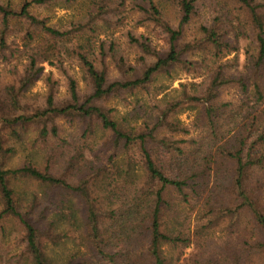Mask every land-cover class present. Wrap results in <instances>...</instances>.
Listing matches in <instances>:
<instances>
[{
  "label": "trees",
  "instance_id": "trees-1",
  "mask_svg": "<svg viewBox=\"0 0 264 264\" xmlns=\"http://www.w3.org/2000/svg\"><path fill=\"white\" fill-rule=\"evenodd\" d=\"M58 1L60 0H29L19 10H15L9 0H0V59H8L7 51L11 57L14 56L15 52L8 50L7 37L16 22L24 21L34 27L40 32L41 40L38 46L26 52L28 65L20 79V88L17 90L15 86H10L5 89L10 101L0 103L1 125L4 129L13 128L18 124H43L41 136L45 139L50 136L46 125L54 123L57 118L95 121L108 137L106 143L112 146L115 152L121 153V160L114 163L116 169L126 167L125 175H122L133 179L137 171L132 165L137 159L136 163L142 165L149 185H145L146 189L140 187L135 190L130 202L123 207L125 216L113 217L114 223L124 220V226L120 228L118 224H113L112 234L105 237L101 227V210L87 198L88 193L84 188H73L65 179L58 178L48 171L41 172L31 165L16 171L5 169L6 158L11 150L5 148L0 131V193L5 205L0 217L13 215L21 220L26 230L27 252L31 264L56 263L46 256L41 247L47 232L23 217L14 200L9 177L18 173L38 180L41 184L77 191L86 196L89 204L84 218L87 230L86 248L90 251L91 258H80L76 263L68 264H116L124 251L142 236L147 243V264H169L163 254L164 245L186 249L192 244L190 238L174 232L168 221L164 220L169 210L166 195L170 192L178 195L187 205H191L192 201H203V206L209 209L207 212L216 214L196 231L197 238L204 235V229H212L222 221L227 225H241L244 216L249 217L254 231L251 234L252 242L244 244L249 253L247 260L260 261V256L264 255V209L255 199L249 182L258 171H264V110H259L264 106V1L231 0L232 4L238 6L234 15L226 12L216 16L210 23L201 26L198 38L191 43L182 44L183 27L188 25L195 15V0H181L183 15L178 29L172 28L163 20L159 8L152 0H142L136 4L137 8L168 35L169 51L148 66L140 76H137L134 68L127 65L124 58L119 61L116 56L111 55L124 78L110 81L104 44L100 47L103 56L95 60L89 58L85 49V52L81 51L77 57L91 85V94L82 98L77 82L71 78L67 103L59 105L52 90L46 98L45 107L28 114L24 106H21L18 96L43 73L44 69L40 66L42 63L54 65L55 60L61 66V42L67 36L36 17L31 7ZM109 2L110 0H94L87 23L77 27L81 31L93 29L95 24L109 13ZM28 36L34 39L31 33H28ZM250 36L253 38L250 47H244ZM130 41L143 54L154 55L149 42L143 36L130 37ZM253 45L255 50L252 49ZM111 50H114L113 45ZM231 54H235L234 59L224 62L223 60ZM177 65L192 73H200L203 69L208 71L209 83L206 89L200 92V96L169 99L164 96L160 101L163 105L158 107L157 116L148 118L144 123L138 121L139 115L135 121L127 116L118 121L113 117L112 109L103 105L112 98L120 97L123 92L136 95L141 90H146L158 76L169 74ZM49 81H52L51 78ZM192 87L195 88L196 85L193 84ZM229 89H237L246 101L230 112V119L240 122H234L235 126L227 131V134L230 135V131L233 134L227 137L224 116L233 105L222 103L221 96ZM195 104L200 108V127L208 139L204 150L197 147L194 139L181 140L170 134L172 131L184 132L170 122V117L176 112L189 109V105L195 107ZM161 131H164L163 134ZM51 132L56 136L57 127L53 126ZM212 144L216 147L213 151L210 150ZM134 148L138 152L135 158L128 155ZM81 153L85 155L86 152ZM224 183L226 188L230 186V189L228 198L222 200L216 184L224 187ZM218 201L221 202L217 203ZM72 220L75 221V218ZM55 225L53 222V226ZM254 261L253 264H258ZM192 264L222 263L199 256Z\"/></svg>",
  "mask_w": 264,
  "mask_h": 264
},
{
  "label": "rangeland",
  "instance_id": "rangeland-1",
  "mask_svg": "<svg viewBox=\"0 0 264 264\" xmlns=\"http://www.w3.org/2000/svg\"><path fill=\"white\" fill-rule=\"evenodd\" d=\"M9 1L13 9L19 10L29 0ZM152 1L159 8L163 20L172 28L178 29L183 15L181 0ZM141 2L142 0H110L107 16L97 22L93 29L84 31L77 26L87 23L94 0H60L45 6L33 5L31 11L36 17L44 20L48 26L61 30L67 36L61 42V66L55 60L54 65L48 62L42 63L40 66L44 69L43 73L18 96L25 112L30 114L44 108L46 98L52 90L59 105L67 103L71 78L77 82L82 98L91 94V85L77 57V54L81 51L85 52V49L89 53V58L95 60L103 56L100 47L104 44L110 81L124 78L111 55L116 56L119 61L124 58L127 65L136 70L137 76L142 75L148 66L164 56L170 49V39L160 27L155 26L139 11L136 4ZM195 6V15L191 22L183 27L182 44L191 43L198 38L201 34V26L207 25L216 16L226 12L234 15V11L238 8L231 0H195ZM28 33H31L34 39H31ZM39 34L40 32L34 27L20 21L15 23L11 34L7 37L8 50L15 53L11 57L10 52L7 51L8 59H0V103L10 101V96L5 92L7 87L15 86L17 90L20 88V79L28 65L26 52L41 43ZM142 36L149 42L154 55L143 54L131 43L130 37ZM252 40L251 36L247 38L244 47H250ZM112 45L114 50H111ZM82 46L85 48L81 49ZM252 49L255 50L254 45ZM234 57L235 54H231L223 61H231ZM241 60L243 61L242 58ZM208 83L209 75L206 69L200 73H192L185 67L177 65L169 74L158 76L146 90H141L136 95L123 92L120 97L112 98L103 105L107 109H112L113 117L118 121L125 116L135 121L136 116L139 115L138 121L144 123L148 118L157 116L158 107L163 105L160 101L164 96H168V99L194 95L198 97ZM193 84L196 85L195 88L192 87ZM243 101L246 100L237 89L225 90L222 93L221 102L233 105L224 116V124H226L224 130L227 137L233 134L230 131L229 135L227 131L235 126L234 122H240L230 119V112L236 110ZM190 106L189 109L176 112L170 117V122L184 132L172 131L173 133L170 134L181 140L194 139L197 147L204 150L208 139L198 121L200 108L196 104L195 107ZM259 110H264V106ZM53 126L57 127L56 136L51 132ZM150 126L153 127L152 124ZM46 127L50 136L44 139L41 136L43 124H18L13 128L3 129L0 121L4 146L11 150L6 158L5 169L16 171L31 165L41 172L48 171L58 178L65 179L73 188H84L88 193L87 198L101 210L103 235L108 237L112 234L113 224H118L122 228L125 221L114 223L113 217L125 216L123 207L130 202L135 190L140 187L146 189L145 185L148 183L142 165H138L135 159L132 167L137 171L136 177L128 179L123 176L122 173L125 175L127 168L117 170L114 166L117 160H121V153L115 152L112 146L106 143L108 137L95 121L60 117ZM163 132L161 131V134ZM215 148L212 144L210 150L213 151ZM82 151L86 152L85 155L81 153ZM128 155L135 158L138 155L137 149H132ZM9 184L22 216L47 232L41 247L49 259L56 264H68L76 263L80 258H91L90 251L86 248L87 230L84 218L89 208L86 196H82L77 191L41 184L40 181L21 173L10 176ZM218 185L220 184H216L220 189L219 197L227 199L230 186L226 188V184L224 187ZM249 186L258 204L264 209V171H258L250 180ZM206 196L207 194L204 198ZM166 199L169 210L164 220L168 221L174 232H179L192 241L190 247L186 249L181 246L164 245L163 254L169 264H192L199 256L217 260L222 264H253L254 259L247 260L249 253L247 246L244 245L246 242H252L251 234L254 231L249 217L245 215L241 225H227L222 221L212 229L206 228L204 235L198 236L202 239L197 240L196 231L212 220L216 214L208 213L209 209L203 206L205 204L203 201H192L191 205H187L172 192L166 195ZM4 208V200L0 193V215ZM73 217L75 221L72 220ZM53 222L56 223L55 226ZM146 245L144 236L136 239L130 248L126 249L128 245L125 247L126 250L116 264H147ZM256 263L264 264V255L260 256V261ZM0 264H31L27 252L25 227L21 220L13 215L0 217Z\"/></svg>",
  "mask_w": 264,
  "mask_h": 264
}]
</instances>
